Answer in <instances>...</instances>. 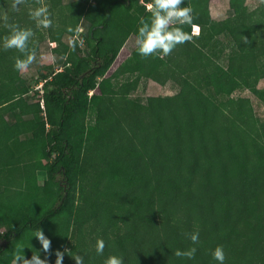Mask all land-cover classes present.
<instances>
[{
	"label": "trees",
	"instance_id": "obj_1",
	"mask_svg": "<svg viewBox=\"0 0 264 264\" xmlns=\"http://www.w3.org/2000/svg\"><path fill=\"white\" fill-rule=\"evenodd\" d=\"M151 2L23 0L14 9L0 0V264L20 248L49 264L56 249L78 252L84 264L110 254L124 264H217V245L225 264H264V119L248 97L232 95L247 88L264 104V0L253 8L229 0L232 13L218 19L209 0H184L190 41L167 56L135 47L105 75ZM41 6L47 29L29 14ZM81 22L87 31L77 36ZM7 25L32 29L30 50L48 38L63 58L36 78L34 101L14 67L23 54L2 47ZM146 79L178 90L132 95ZM38 228L51 240L48 254ZM192 232L195 257L175 256L193 246ZM63 264L75 261L66 253Z\"/></svg>",
	"mask_w": 264,
	"mask_h": 264
},
{
	"label": "clouds",
	"instance_id": "obj_2",
	"mask_svg": "<svg viewBox=\"0 0 264 264\" xmlns=\"http://www.w3.org/2000/svg\"><path fill=\"white\" fill-rule=\"evenodd\" d=\"M23 0H13L12 7L15 9ZM146 9L150 10L148 18L141 16L139 18L138 27L135 34L136 51L142 57L170 54L178 45H182L192 39L191 35L183 30V25H190L193 21L192 9L184 5V0H152L151 3H146ZM30 17L37 22L39 26L47 29L52 25L50 13L47 6H41L30 11ZM7 19V17H5ZM170 25H176L170 27ZM10 29L8 35L2 38V47L4 49H16L22 55L15 59L14 67L17 71H24L36 60V53L29 49V40L34 33L31 28H21L18 25H7ZM197 28L194 31L193 28ZM192 33L197 34L199 26L193 24ZM73 45V50H74ZM92 91H90L91 93ZM42 103V100L41 102ZM193 242V246L188 249H176L175 256L186 257L192 259L195 257L197 248L196 244L199 241V232H192L186 234ZM39 241L42 251L49 253L51 248V240L45 233L38 228L33 235ZM105 249V242L103 239H97L95 244V252L98 255H103ZM67 253L75 264H84V256L74 253L70 255V250L60 249L55 250L54 264H63L64 256ZM212 259L217 264H225L226 254L223 245H217L212 250ZM12 264H49L47 258L42 259L39 252L32 254L31 258H26L23 248L17 249ZM103 264H124V257L122 255L110 254Z\"/></svg>",
	"mask_w": 264,
	"mask_h": 264
},
{
	"label": "rangeland",
	"instance_id": "obj_3",
	"mask_svg": "<svg viewBox=\"0 0 264 264\" xmlns=\"http://www.w3.org/2000/svg\"><path fill=\"white\" fill-rule=\"evenodd\" d=\"M63 2H68L70 0H62ZM246 5L249 8H253L254 6L259 4V0H245ZM209 11L213 18H223L232 13L229 7V0H209ZM87 24L85 22H81L78 26L76 35L86 33ZM196 31L197 28H193ZM191 28V33L193 31ZM72 37L64 36L66 41H70ZM38 48L35 51L36 60L29 66L28 69L24 71H19L22 80L27 81L30 85V90L28 95H30L31 100H36L40 98L41 94V82H37L36 78H39L40 73H47L49 71H56L62 67L63 58L60 56L54 55L51 48L55 46L54 42L49 41L48 38L43 39L38 44ZM82 48L84 49V45ZM136 47L135 44V36L130 35L121 49L118 51L114 61L106 70L105 75H109L113 72V70L122 63L131 53V51ZM257 86L260 88H264V77L260 78L257 82ZM178 90V87L172 83H166L165 85H160L159 83L146 79L139 83L138 87L135 91L132 92V95L145 97L147 95H164V94H172ZM94 91V90H91ZM233 96H246L252 103V107L254 112H256L260 117L264 119V104L259 100L249 89L242 88L235 90L232 93ZM41 102V100H40ZM91 119L88 115L86 116V120ZM44 177L42 175H38V181L42 182Z\"/></svg>",
	"mask_w": 264,
	"mask_h": 264
},
{
	"label": "built area",
	"instance_id": "obj_4",
	"mask_svg": "<svg viewBox=\"0 0 264 264\" xmlns=\"http://www.w3.org/2000/svg\"><path fill=\"white\" fill-rule=\"evenodd\" d=\"M149 4H147L146 6L148 7Z\"/></svg>",
	"mask_w": 264,
	"mask_h": 264
}]
</instances>
